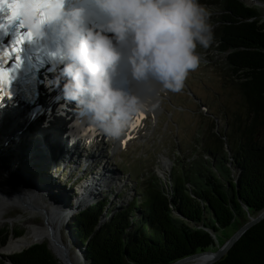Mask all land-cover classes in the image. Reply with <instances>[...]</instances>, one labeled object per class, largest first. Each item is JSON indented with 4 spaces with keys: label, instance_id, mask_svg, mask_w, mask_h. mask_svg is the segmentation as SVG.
<instances>
[{
    "label": "trees",
    "instance_id": "16d2710c",
    "mask_svg": "<svg viewBox=\"0 0 264 264\" xmlns=\"http://www.w3.org/2000/svg\"><path fill=\"white\" fill-rule=\"evenodd\" d=\"M201 2L213 10L214 51L223 55V76L235 79L246 114L236 118L232 128L227 122L223 131L212 125L202 135L198 155L176 156L167 181L154 172H129L136 194L103 226L98 223L107 198L76 215L88 264H170L217 250L222 230L232 226L219 245L248 216L264 210V20L241 0ZM31 174L51 176L42 171ZM7 241V233L0 231V248ZM2 255L0 264H61L42 245ZM214 264H264V220Z\"/></svg>",
    "mask_w": 264,
    "mask_h": 264
},
{
    "label": "clouds",
    "instance_id": "9594fccd",
    "mask_svg": "<svg viewBox=\"0 0 264 264\" xmlns=\"http://www.w3.org/2000/svg\"><path fill=\"white\" fill-rule=\"evenodd\" d=\"M0 13V30L15 24L25 40L54 34L56 86L113 140L156 107L159 92H180L201 63L197 49L215 38L201 0H0ZM123 66L143 95L116 86Z\"/></svg>",
    "mask_w": 264,
    "mask_h": 264
},
{
    "label": "rangeland",
    "instance_id": "374dc122",
    "mask_svg": "<svg viewBox=\"0 0 264 264\" xmlns=\"http://www.w3.org/2000/svg\"><path fill=\"white\" fill-rule=\"evenodd\" d=\"M241 1L254 8L264 20V0ZM197 51L201 63L195 71L189 74L183 89L178 93L166 90L159 92L155 97L156 107L150 112H145L144 120L141 121L143 123L140 126L136 125L137 132L134 136L129 137L130 141L126 145H116L113 142H96L85 151L82 149L83 146L79 145L75 146V149H78L77 156L75 155L70 159L67 152L71 149L63 143L60 137L55 135L49 137V142L55 137L58 144L51 149V153L47 151L48 141H42V138H39L41 134L37 129L26 132L22 139H13V136L10 137L9 134L16 131L15 128H19V124L16 123V126L13 127L11 125L13 122L8 124L9 122L0 121V123L2 122L0 124V142H8L7 145L0 144V159L7 160L11 165L20 164L24 166L26 164L24 161L29 162V169L36 165V172L42 171L51 175V178L62 181L63 183L59 184L62 187L65 185V192L69 194L72 200L82 195L81 191L84 188L81 186L91 181L88 177L100 174L96 180L102 177L107 184L98 182L99 186L101 184L104 186L98 187V190L95 191L97 193L96 201L99 202L104 198L109 200L107 209L103 213L105 218L98 223V226H103L110 220L112 214L127 207L136 194L135 183L131 181L129 172H132L134 176L154 172L158 177L167 181L170 174L169 168L171 165L173 166L176 156H179L181 152L184 154L183 157L193 153L198 155L202 149V135L212 128V125L217 130L223 131L227 122L228 127L232 128L236 118L240 119V117L245 116V102L234 85L235 79L230 80V78L223 76L225 74L223 55L214 51L213 44L207 49L199 48ZM53 130H57V128H53ZM59 139L61 141H58ZM26 142H33L42 148L49 159L53 161V164L49 165L44 161L35 159L31 149L25 144ZM192 146L197 147L194 148V151L189 152ZM71 151L73 152V150ZM89 154L94 155L93 158L89 159L91 165L85 163V159L80 160V157ZM22 159L23 161H18ZM65 163L67 166L63 169L62 166ZM24 167L28 168L27 166ZM38 167L44 169L37 170ZM53 171H55V175ZM233 175L235 178L237 177L236 170ZM84 179L88 180L84 181ZM74 196L77 197L74 198ZM90 203V205L94 204L95 200L92 199ZM8 210L9 208L4 217L7 219L14 218L16 212ZM16 217V219H22L21 216ZM35 220L39 223L37 218ZM27 223L28 221H23L22 224H17L18 229L13 227L17 230H24V237H27ZM5 224H7L5 219L0 221V231L6 226ZM11 227L9 228L11 229ZM231 232L232 226L222 230L219 234L220 241L225 240ZM220 241H217V245L220 244ZM45 242L42 245L44 247L47 246V241ZM72 248L75 247L72 246Z\"/></svg>",
    "mask_w": 264,
    "mask_h": 264
},
{
    "label": "water",
    "instance_id": "95a60500",
    "mask_svg": "<svg viewBox=\"0 0 264 264\" xmlns=\"http://www.w3.org/2000/svg\"><path fill=\"white\" fill-rule=\"evenodd\" d=\"M13 139L15 138L13 137ZM7 143L8 142H0V144L3 145H7ZM25 144L31 149L35 159L42 162L44 161L45 163H48L50 165L52 164L49 157L42 150V148L38 147L33 142L32 143L26 142ZM171 168L172 166H170L169 170H171ZM31 172L32 171L29 168L25 169L18 165H14V164L11 165L8 161L4 159H0V192L1 191L6 192L8 194H11V196H14L21 200H23V198H26L28 205L33 206L35 210L36 218L40 221L41 224H44L47 227L49 232L45 234V238H44L47 241L46 247L54 254V256L58 259L59 263H61L60 262L61 256H58L54 250H51L52 244H54V246L58 250H61L65 253L64 257L66 258L68 264H75L72 260L69 259V254H68V248L72 246L76 248L78 259L84 261L85 262L84 264H88L86 257L84 255V249L83 247H81L82 243L80 241V236L77 231L78 218L76 217V214L78 215L77 213L78 211L81 213V210H83L85 206L90 205L91 204L90 201L92 199L95 200V203L92 204L91 206L98 203V201H96L97 199L95 198L97 196V193L96 194L94 193L96 189H94V191L92 190L91 194L89 193V191H86L85 189L84 190L85 193L80 195L75 200V202H73L69 194L65 192L64 187H62L61 185H57L53 183L54 181L51 182L49 179L45 177H41L40 175H32ZM0 202H4V201L0 200ZM80 202H84V203L80 204ZM72 204H75V207L77 208L74 209L73 211H70L69 208ZM9 206L8 205L6 206V210L9 208L8 211L11 212L13 210L18 215L15 214L14 218L10 217V219L4 217L7 221H9V223L5 224L6 226H4V228L2 229L7 233L8 241L14 237L15 239L19 238L15 235L16 231H22V230H17L18 229L17 224H22L23 221L26 222V220L29 217L27 215L25 216L19 210L13 209L14 208L13 206L11 205ZM5 213L3 214V216H5ZM16 216L18 217L21 216L22 219L21 218L16 219L17 218ZM104 218H105L104 215H102L101 220ZM248 218H249L248 221L243 226H241L232 236H230L222 245H218L217 250H206V251L198 252L170 264H214L215 262H218L229 252V250L235 245V243L249 229H251L252 227H254L255 225L259 224L264 220V210L260 212L258 215L248 216ZM55 225L57 226L55 227ZM10 226H12L11 229L9 228ZM13 226L15 227L17 226L16 227L17 229H15ZM27 227L29 226L27 225ZM56 230L58 232H56ZM59 230H61L64 234H66V239L64 238L63 234L60 237ZM45 243L46 242H44V244ZM35 245L37 244L32 243V240H30L29 237L27 236L25 247L12 254L2 255V256L19 254L24 250H27ZM201 257H208L209 259L203 263L195 262Z\"/></svg>",
    "mask_w": 264,
    "mask_h": 264
},
{
    "label": "bare ground",
    "instance_id": "6f19581e",
    "mask_svg": "<svg viewBox=\"0 0 264 264\" xmlns=\"http://www.w3.org/2000/svg\"><path fill=\"white\" fill-rule=\"evenodd\" d=\"M129 83H128V86L130 87V90H131V93L133 94H138V95H143V86L138 84L137 82H135L132 78H131V75H129ZM45 95L44 94V98H45ZM65 98L59 100V101H56L52 104L51 107L48 108L49 106V103H46L44 100H42V103L44 104V110L43 112H39L38 114H41L37 117L34 116H29V115H26V116H22V112L19 111V112H16L17 114L14 115V114H11L13 113L12 110H10L7 113H5V111H0V121H6V122H9L8 124H10L11 122H13L11 125L13 127L16 126V123L19 124V128H15L16 131L12 132L11 134H9V136H13L14 138H18V139H22L26 134V131H28V127H29V124L31 123L32 120L34 121H42L43 123L45 124H48L50 125V127H48L49 129H53L57 126V130L58 131H61L63 128H67V124L63 121V120H53L54 117H52L50 115V113H54L56 118L60 116H65V117H72L73 118V121L76 125H80V127H90L91 125H94L90 122V117H85L84 115L78 113L77 111H74L73 112V108L70 107V103L71 101H64ZM49 101V99H48ZM57 110V111H56ZM11 114V115H9ZM45 115V116H51L52 119L50 121H47L46 120V117L45 116H42V115ZM44 117V118H43ZM141 121V119L137 116L136 119H135V122L133 123V125L126 131V133L116 141V145H120L122 142L124 143L126 141V137L129 136L130 134H133V130L132 128L135 126V124L139 123ZM1 122V123H2ZM0 123V124H1ZM143 122L140 123V125L142 124ZM21 125V126H20ZM139 125V126H140ZM95 126V125H94ZM12 127V128H13ZM22 127H26V129H22ZM97 127V126H96ZM32 128V127H31ZM33 129V128H32ZM35 129V128H34ZM137 131V128L135 129ZM30 131H33V130H30ZM35 131V130H34ZM44 133V134H41V133ZM40 132V136H43L42 137V141H48V144H47V151L48 152H51L52 148L57 146L58 144L56 143V138L54 137L53 139H50V142H49V138L47 140L46 137H44V135L46 136L47 134L45 133H48L47 131H42ZM95 132H102L98 127L95 128L93 131H91V133H95ZM103 133V132H102ZM129 134V135H128ZM56 137V133L54 134ZM74 135V134H73ZM77 135V134H76ZM79 135V134H78ZM49 136V135H48ZM58 141H61L60 139ZM73 144H77V143H73ZM44 146V145H43ZM62 150V149H61ZM58 152L60 151L57 150ZM52 153V152H51ZM77 151H74L72 156L74 157L76 155ZM8 155V154H7ZM55 157V156H54ZM72 158V157H71ZM54 160H56L54 158ZM94 160V159H93ZM7 161V160H6ZM18 161H23L22 160H18ZM51 163L53 164V161L50 159ZM26 164H24V166H27L29 168V162H26L24 161ZM32 162V161H31ZM85 163H88L89 165H91L92 163L91 162H88V161H84ZM81 163V162H80ZM83 163V164H85ZM16 164V163H15ZM48 164V163H47ZM51 164V165H52ZM18 166H21L23 168L26 169V167L20 165V164H16ZM50 165V164H49ZM33 166V165H32ZM36 165H34L33 167H30V170L32 172H36V168L35 167ZM48 166V165H47ZM67 166V164L65 163L64 166H62L63 169H65V167ZM172 166V165H171ZM40 169H44V168H41V167H38L37 170H40ZM38 172V171H37ZM100 174H96V175H91V179L88 177L90 181V183L88 184H84L83 186H81V188H84L82 191H81V194H84L85 193V189L86 191H89V193L91 194V191L95 189V187H103L104 185L102 184H107L106 181L101 177L99 180H96L97 178L96 177H100L99 176ZM45 178L49 179L51 182L57 184V185H60L59 183H63L62 181H60L59 179L57 178H51L50 176H46L44 175ZM87 179V180H88ZM86 179H84V181H87ZM95 181V182H94ZM111 181V180H110ZM94 182V183H93ZM98 182L102 183L100 186L98 185ZM97 190V189H96ZM96 194V192H94ZM80 196V195H79ZM88 196V195H86ZM5 197V198H4ZM78 198V197H77ZM76 198V199H77ZM74 199L73 202L76 200ZM0 200H3L4 202H0V221H3L4 216L3 214L6 212V206L8 205H11L13 206L14 208L13 209H17L19 210L20 212H22L25 216H29L28 219L26 221H28L27 225L29 227H27V236L29 237L30 240H32V243L34 244H37V245H43L44 242L46 241L45 238V234L49 233L48 232V229L47 227L44 225V224H41L40 221L39 223L36 222L35 218H36V214H35V210L33 208V206H29L28 203H27V199L26 198H23V200L21 199H18L14 196H11V194H8L6 192H3L1 191L0 192ZM14 202V203H13ZM5 203V204H4ZM84 202H80V204H82ZM20 205V206H19ZM32 205V204H31ZM22 206V207H21ZM73 204L70 206V211H73L74 209H76L75 207H72ZM10 207V206H9ZM24 207V208H23ZM92 206L91 205H87L84 207L83 210H81V212H83L84 210L86 209H89L91 208ZM78 214H81L79 211L77 212ZM77 215V214H76ZM6 220V219H5ZM7 221V220H6ZM7 223H9V221H7ZM57 225H55L56 227ZM56 232H58L56 230ZM64 236V238L66 239V234H64L61 230H59V235L60 237ZM26 240H27V237H19L18 239H15V238H12L10 239L9 242L6 243L5 246H3V248L1 249L0 251V254H4V255H8V254H12L14 252H17L19 250H21L23 247L26 246ZM53 245V246H52ZM51 247L52 249L51 250H54L58 256H61L60 258V262L63 263V264H68L67 263V260L66 258L64 257L65 253L61 250H58L54 244H52ZM69 246V245H68ZM67 246V247H68ZM68 254H69V259L72 260L75 264H84V261H82L81 259H78V256H77V251H76V248H68ZM80 256V255H79ZM209 258L208 257H201L200 259L196 260L195 262L197 263H203V262H206Z\"/></svg>",
    "mask_w": 264,
    "mask_h": 264
},
{
    "label": "snow or ice",
    "instance_id": "6c2138e0",
    "mask_svg": "<svg viewBox=\"0 0 264 264\" xmlns=\"http://www.w3.org/2000/svg\"><path fill=\"white\" fill-rule=\"evenodd\" d=\"M29 37H30V34H29ZM23 41H24V38H23V37L19 38V39L15 42V45H16V46H14V47H13V48L7 53V55H8L9 57H11V55H12L13 52H16V53L20 52V50H21L20 45H22ZM20 61H21V58H20L19 55H17V56H16V62H17V64H19ZM5 79H9V82H10V77H9L8 73L5 72V70H4L3 68H0V85L3 84V82H4ZM0 91H2V87H0ZM10 95H11V94L9 93V96H10ZM0 99H2V98H0Z\"/></svg>",
    "mask_w": 264,
    "mask_h": 264
}]
</instances>
